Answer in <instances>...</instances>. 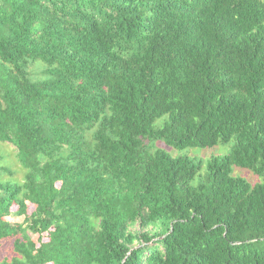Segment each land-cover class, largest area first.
Segmentation results:
<instances>
[{
    "label": "trees",
    "instance_id": "trees-1",
    "mask_svg": "<svg viewBox=\"0 0 264 264\" xmlns=\"http://www.w3.org/2000/svg\"><path fill=\"white\" fill-rule=\"evenodd\" d=\"M0 142V264H264V0H0Z\"/></svg>",
    "mask_w": 264,
    "mask_h": 264
},
{
    "label": "rangeland",
    "instance_id": "rangeland-1",
    "mask_svg": "<svg viewBox=\"0 0 264 264\" xmlns=\"http://www.w3.org/2000/svg\"><path fill=\"white\" fill-rule=\"evenodd\" d=\"M42 69L43 66H40L38 64H32L30 71L31 74L34 78H40L42 77ZM159 120L157 124H160ZM234 141L228 143V144H220L219 146L216 147H194V148H189L183 151L179 150H174L173 148L167 146L164 142H158L157 146L166 148L167 150L171 151L173 154H186L194 158L198 159H203L205 161L209 160L211 156L216 155V154H229L232 150ZM3 167H8L10 169V173L5 172L2 168ZM0 170L2 174L0 175V180H5V179H15V180H22L23 175H24V169L21 166L20 161L18 160L17 156V149L16 147L9 143V142H0ZM237 173H240L241 175H244L253 182L257 180V177L249 170L246 169H237ZM199 177L196 178L194 183L198 181ZM60 184V183H58ZM36 206L32 203H29V210L28 213L31 214L35 210ZM18 208L14 207L13 211H16ZM7 219H9L13 223H22L25 219L24 215H17V214H12L11 216H8ZM32 239L35 240L36 242L39 241V234H34L31 232ZM43 240L48 241L49 240V235L48 232H45L43 234ZM15 255L14 252V238H7L4 240L0 241V261L4 259H12V257Z\"/></svg>",
    "mask_w": 264,
    "mask_h": 264
}]
</instances>
